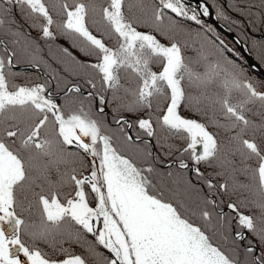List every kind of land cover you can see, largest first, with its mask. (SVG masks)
Listing matches in <instances>:
<instances>
[{
	"label": "snow or ice",
	"instance_id": "1",
	"mask_svg": "<svg viewBox=\"0 0 264 264\" xmlns=\"http://www.w3.org/2000/svg\"><path fill=\"white\" fill-rule=\"evenodd\" d=\"M0 264H264V0H0Z\"/></svg>",
	"mask_w": 264,
	"mask_h": 264
},
{
	"label": "water",
	"instance_id": "2",
	"mask_svg": "<svg viewBox=\"0 0 264 264\" xmlns=\"http://www.w3.org/2000/svg\"><path fill=\"white\" fill-rule=\"evenodd\" d=\"M210 5V4H209ZM213 22L215 23V25L218 27V29L223 32L224 35H226L229 39H231L233 42L237 39V37L232 33V32H228L227 29L225 28H220L219 25L220 23L218 21H215V18H214V14H213ZM238 48H242L243 45L242 43L241 44H238L237 45Z\"/></svg>",
	"mask_w": 264,
	"mask_h": 264
},
{
	"label": "trees",
	"instance_id": "3",
	"mask_svg": "<svg viewBox=\"0 0 264 264\" xmlns=\"http://www.w3.org/2000/svg\"><path fill=\"white\" fill-rule=\"evenodd\" d=\"M208 2H209V4L211 5V2H212V0H208ZM219 2H221L223 5H227L229 2H230V0H219ZM231 15H233V16H236L237 18H239L238 17V14L237 13H230ZM220 23V22H219ZM233 33H234V35L236 36V31H235V29H233V31H232ZM237 37V36H236ZM229 39V38H228ZM230 41H232L231 39H229Z\"/></svg>",
	"mask_w": 264,
	"mask_h": 264
}]
</instances>
